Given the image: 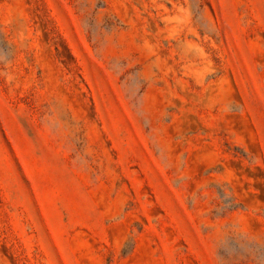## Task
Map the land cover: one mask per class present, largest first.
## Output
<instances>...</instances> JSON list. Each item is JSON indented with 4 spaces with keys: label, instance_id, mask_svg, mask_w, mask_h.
Segmentation results:
<instances>
[{
    "label": "rangeland",
    "instance_id": "rangeland-1",
    "mask_svg": "<svg viewBox=\"0 0 264 264\" xmlns=\"http://www.w3.org/2000/svg\"><path fill=\"white\" fill-rule=\"evenodd\" d=\"M0 264H264V0H0Z\"/></svg>",
    "mask_w": 264,
    "mask_h": 264
}]
</instances>
